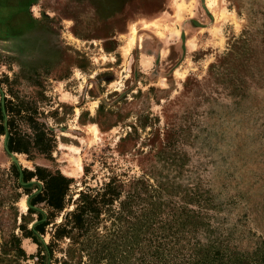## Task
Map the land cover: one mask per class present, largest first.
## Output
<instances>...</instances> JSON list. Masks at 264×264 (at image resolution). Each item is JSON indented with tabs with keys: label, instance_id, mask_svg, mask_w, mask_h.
Segmentation results:
<instances>
[{
	"label": "rangeland",
	"instance_id": "obj_1",
	"mask_svg": "<svg viewBox=\"0 0 264 264\" xmlns=\"http://www.w3.org/2000/svg\"><path fill=\"white\" fill-rule=\"evenodd\" d=\"M190 3L177 22L183 0H0V101L32 103L56 141L52 160H28L0 135V234L36 223L40 183L16 188L15 165L59 171L73 200L112 174H147L166 207L199 213L219 238L264 241V0ZM141 21L161 26L131 34Z\"/></svg>",
	"mask_w": 264,
	"mask_h": 264
},
{
	"label": "trees",
	"instance_id": "obj_2",
	"mask_svg": "<svg viewBox=\"0 0 264 264\" xmlns=\"http://www.w3.org/2000/svg\"><path fill=\"white\" fill-rule=\"evenodd\" d=\"M38 115L32 103L17 96L0 101V135H7L10 153L52 160L56 141ZM136 117L143 127L147 117ZM129 129L121 142L137 135L136 125ZM9 174L16 188L19 181L40 183L27 210L37 218L32 230L21 216L19 233L0 234V264H264V241L243 251L219 238V229L199 213L185 206L166 207V190L154 188L147 174L130 179L112 174L99 187L84 186L74 200L69 197L72 179L59 171L11 165ZM36 234L49 235L48 242H40ZM22 238L37 246L35 254H26Z\"/></svg>",
	"mask_w": 264,
	"mask_h": 264
},
{
	"label": "bare ground",
	"instance_id": "obj_3",
	"mask_svg": "<svg viewBox=\"0 0 264 264\" xmlns=\"http://www.w3.org/2000/svg\"><path fill=\"white\" fill-rule=\"evenodd\" d=\"M188 2L190 3H192L193 2V0H183V4L182 5H179V4H177V5H179L178 7H177V18H178V20H176L177 22L180 20V19H182V17L184 16V14H185V9H186V7H185V5L187 6V5H189L188 4ZM190 3V4H191ZM217 3V2H216ZM184 6V7H183ZM213 7V6H212ZM217 11L221 14V13H223V10H221V7H219L218 5H217ZM223 16H224V14H223ZM138 26H141L142 28H144V29H152V30H155V29H157V28H160V26H161V24L160 23H158V22H153V21H141V22H138V23H132L131 24V28H129V29H131V34H135V32H136V29L138 28ZM134 36V35H133ZM132 37V36H131ZM133 38V37H132ZM127 43H129V41L127 42ZM130 43H131V41H130ZM128 45V44H127ZM129 46V45H128ZM131 46V45H130ZM129 46V47H130ZM128 47V48H129Z\"/></svg>",
	"mask_w": 264,
	"mask_h": 264
},
{
	"label": "water",
	"instance_id": "obj_4",
	"mask_svg": "<svg viewBox=\"0 0 264 264\" xmlns=\"http://www.w3.org/2000/svg\"><path fill=\"white\" fill-rule=\"evenodd\" d=\"M14 162L17 163V161L14 159Z\"/></svg>",
	"mask_w": 264,
	"mask_h": 264
}]
</instances>
